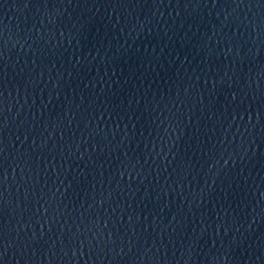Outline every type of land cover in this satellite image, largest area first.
<instances>
[{
    "label": "water",
    "instance_id": "water-1",
    "mask_svg": "<svg viewBox=\"0 0 264 264\" xmlns=\"http://www.w3.org/2000/svg\"><path fill=\"white\" fill-rule=\"evenodd\" d=\"M0 264H264V0H0Z\"/></svg>",
    "mask_w": 264,
    "mask_h": 264
}]
</instances>
